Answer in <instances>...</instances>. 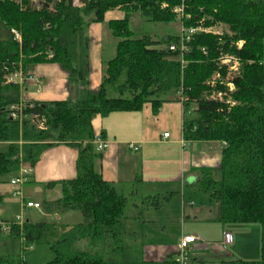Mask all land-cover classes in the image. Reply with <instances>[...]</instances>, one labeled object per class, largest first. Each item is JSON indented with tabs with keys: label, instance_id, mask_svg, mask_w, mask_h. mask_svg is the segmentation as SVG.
Wrapping results in <instances>:
<instances>
[{
	"label": "trees",
	"instance_id": "trees-1",
	"mask_svg": "<svg viewBox=\"0 0 264 264\" xmlns=\"http://www.w3.org/2000/svg\"><path fill=\"white\" fill-rule=\"evenodd\" d=\"M46 3L37 9L29 2L20 5L0 0V25L7 32V38L0 40V142L9 144V151L0 153V182L18 174L23 166L34 168L44 151L56 144L77 149L76 178L50 183L46 189L60 186L62 198L52 206L61 213L78 210L84 221L70 228L11 224L9 238L23 240L24 251L48 246L54 258L49 264H175L174 257L163 262L107 261L99 252L98 247L108 238L122 236L127 198L101 174L98 162L102 153L94 145L92 119L138 112L147 104L157 113L165 103L181 102L184 139L223 145L219 169L196 170L198 178L184 185V202L207 208L219 204L222 224L261 225V261L220 264H264V0ZM180 7L184 28H217L222 33H197L182 60L179 48L169 49L178 46L181 36L162 41L151 36L136 39L127 19L110 21L108 29L117 40L115 55L105 62L99 89L91 90L92 24H102L107 12L120 10L139 14L152 24L168 25L180 21L174 12ZM12 30L21 34V43ZM224 53L234 55L240 63L233 78L234 105L208 98V82L218 72L219 57ZM44 63L58 64L68 73L70 86L79 88L76 100L22 103L20 84L8 83L6 77ZM224 82L218 80L216 85L225 87ZM12 107H22L18 111L21 120L11 118ZM35 117L45 120V131L38 129ZM81 242L88 246L79 247ZM0 264L26 262L23 257L0 256Z\"/></svg>",
	"mask_w": 264,
	"mask_h": 264
},
{
	"label": "crops",
	"instance_id": "crops-1",
	"mask_svg": "<svg viewBox=\"0 0 264 264\" xmlns=\"http://www.w3.org/2000/svg\"><path fill=\"white\" fill-rule=\"evenodd\" d=\"M121 12L123 11L107 12L104 23L92 24L89 29L90 88L92 91L99 89L104 75V65L108 61L103 56L104 40L102 35H105L104 28L108 29L107 24L110 21L125 19ZM108 33L110 40H113L115 55L117 40L111 35L109 29ZM68 77V73L60 65L44 63L30 67L26 73L21 72V76L16 79L15 83L20 84L22 88L21 100L24 104L76 100L79 96V88L70 86ZM184 117L185 108L181 102L165 103L157 113L153 112L150 104H147L138 112H117L105 118L98 115L93 117L92 126L95 136L101 137L108 143V148L101 154L98 167L104 180L111 183L119 195L127 198L123 214V233L127 231L126 228H129L132 222H136L139 227L144 228L146 225V221L143 220L145 211L161 209L165 203L170 204L174 199H176L177 206L182 205L183 221L190 215L186 212V203L182 196L184 185L198 178L196 173L198 169H219L223 145L219 142L186 141L183 133ZM165 134L169 135L168 138L164 137ZM130 144L137 145L139 151L133 152L129 148ZM77 159V149L65 144H56L44 151L34 168L30 167L32 173L27 183L13 185L12 181L16 177L10 179V182L4 178L0 182V225L14 224L12 219L5 218L13 208L19 207V210L31 211L33 209H26L24 203L33 202L40 204V208L37 210H41L43 203L46 202L47 210L40 213L44 223L73 227L70 224L54 222V220H60L61 215L66 218L75 211L61 213L56 207H53L52 205L62 198L61 189L60 186L46 189V186L50 183L76 178ZM18 174H14V176ZM39 197L44 200L37 199ZM130 198L134 200L132 204ZM129 204L132 207L127 213ZM200 211L201 209H195L196 214H199ZM33 215L40 216L39 213H30L27 216L25 214L24 221L39 224L35 223V221H39V217ZM46 218L51 220H44ZM0 233H3L1 227ZM225 233L228 232L224 231L223 236ZM228 234L232 236L231 233ZM20 241L23 242V240ZM222 241L223 238L221 239L223 246ZM202 249L203 246L199 242L190 246L194 264H197L199 260L195 253ZM213 250L227 257L225 260L213 264L232 261L229 258L231 255L224 253L218 246ZM175 252L176 247L153 251L144 249L140 260L122 261L130 263L163 262L174 257Z\"/></svg>",
	"mask_w": 264,
	"mask_h": 264
},
{
	"label": "rangeland",
	"instance_id": "rangeland-1",
	"mask_svg": "<svg viewBox=\"0 0 264 264\" xmlns=\"http://www.w3.org/2000/svg\"><path fill=\"white\" fill-rule=\"evenodd\" d=\"M17 3L21 5L20 2ZM80 4L81 3H79V7H82L83 4ZM30 5L35 6L37 9H41L42 7L47 6V3L46 0H39L36 4L32 2V4L30 3ZM121 13L124 15V18L129 21L130 29L133 31L134 38L136 39L142 38L144 36H151L155 40L162 41L168 36L180 37L183 29V24L181 23V21H175L168 25L152 24L147 22L145 19L141 18L139 14H134L131 12ZM104 29L105 35H102V38L104 40L103 56L105 60H110L114 56L113 40H110V34L108 33L107 27H105ZM209 29H212L213 31H218L219 33H222L223 31V29L217 28ZM16 32L21 37V34L18 31ZM6 38L7 32H5V30L0 25V40ZM230 57L235 56L224 53L220 55L219 59H226ZM218 65V72H216L213 75L212 79L208 82L209 91H211L209 92L208 98L214 99L219 93H222L224 102H233V92L228 90L227 87L217 86L215 84V81H227L229 80V76L233 78L235 76L230 73V70L228 68L229 65H224L222 64V62ZM18 73L20 74V71ZM219 73L220 76L222 75L221 79L218 78ZM8 78L13 80L12 77ZM15 81L16 80H14L13 83H15ZM45 130L46 129H44V131ZM134 146L137 147L139 151V147L137 145ZM8 151L9 145H7L5 142H0V153H6ZM13 177H16V180L19 177V174L17 176L8 175L5 177V179L10 182V179H12ZM37 199L41 201L44 200L42 197H39ZM133 201L134 200H131L130 198L131 204ZM131 204L128 205L127 213L132 207ZM169 209L171 210L169 211ZM185 209L186 212L190 215L189 217H185L183 221V213L181 212L182 205L179 204L177 206L176 199H174L170 204L165 203L164 207H162L161 209L149 210V212L147 210L144 213L145 216H143V220L146 221V225L144 228L139 227L138 223L132 222L131 226L129 228H126L127 231L122 233L121 237L117 239L108 238L104 244L98 247V250L104 257V259L107 261H138L142 258L141 255L144 249H150L151 251H153L156 249L163 250L166 247H176L177 250L178 245L180 244L183 237L187 236L188 234H194L200 239L199 243H201L203 246L202 250H199L197 253H195L197 260L199 259L197 261V264H202L201 262L213 264L221 260H225V258H227L226 256L220 255L215 250H213L216 246L221 248L224 253H229L231 255V257L229 258L232 260H243L248 262H258L262 260L261 225L222 224L218 221V217L220 214L219 204H216L211 209L199 206L194 207L190 204H186ZM195 209H201L200 213L196 214ZM45 210H47L46 202L43 203V208L41 210L33 209L31 211H24L19 210V207H15L9 212V215H7L5 218L12 219V223L19 225L23 224V222H26V220L24 221L25 214L27 216L30 213H39L40 216L33 215L39 217V221H35V223H44L45 221H43V217L40 213ZM18 217H21V219H18ZM44 220L48 221L51 219L46 218ZM150 220L152 221L149 222ZM83 221L84 217L82 213L78 210H75V212H72V214L66 218L61 215L60 220H54V222L66 223L72 226L81 224L83 223ZM9 224L11 225V223ZM224 231H227L228 233L232 234L234 238L233 244L228 246L221 245V239L223 238ZM2 232V234L0 233V255H8L9 257L15 258L23 257L24 261L27 264H48L51 260L54 259L48 246H33L24 251L21 244L22 242L20 240L10 239L8 234H6L4 231ZM84 245L88 246V243H79V247L81 248H83Z\"/></svg>",
	"mask_w": 264,
	"mask_h": 264
},
{
	"label": "built area",
	"instance_id": "built-area-1",
	"mask_svg": "<svg viewBox=\"0 0 264 264\" xmlns=\"http://www.w3.org/2000/svg\"><path fill=\"white\" fill-rule=\"evenodd\" d=\"M15 1V0H14ZM39 0H16L15 2H30L32 4V2L34 4H36ZM82 5V4H80ZM81 7V6H80ZM174 12L179 16L180 21L183 17V8H176L174 10ZM15 40L18 41L19 43H21L22 39L20 37V35L15 31L12 30ZM216 31H213L212 29H203L202 27H197V28H184L182 29L181 32V37L179 40V44L177 45H171L169 47V49L171 51H176L178 48L181 50V55H180V59L183 60V56L184 53L188 51V44L190 43V41L192 40V38L197 34V33H213ZM242 43L239 44V47H241ZM182 65H184V61H181ZM222 64L224 65H229L228 68L230 70V73L235 76L240 69V63L239 61L234 58V57H230V58H226V59H221ZM21 74V71H20ZM18 72L14 73V74H10L9 76H7V82L8 83H13L14 80H16L19 76H21ZM8 77H12V79L8 78ZM15 78V79H14ZM218 78L221 79V76L218 74ZM225 87L228 88V90H230L231 92H234L235 90V85L233 83V77L229 76V80L225 81ZM214 84V83H213ZM216 84V81H215ZM181 97V94H179ZM181 100L184 101L183 97L180 98ZM213 100H217V101H223V94L219 93L217 95V97H215ZM227 103H231V105H234L233 102H227ZM12 110H14L11 114V118L12 119H19L21 120L23 116H21V113H18V111L20 112L22 110V107H12ZM36 119L34 120V122L38 125V128L40 130H44L46 129V124H45V120L44 119H40L39 117H35ZM168 134H165L164 137L168 138ZM94 145L96 146V150L99 153H103L107 148H108V144L99 136L95 137V141H94ZM130 149L132 151H138V148L135 147L134 145H130ZM32 173V169L30 167L27 166H23L19 172V177L16 180L12 181L13 185H22L27 183L29 176ZM24 207L26 209H39L40 208V204L38 203H33V202H25L24 203ZM18 219H21V217H18ZM1 230L4 231L6 234L10 233V225H0ZM200 241V239L198 237H196L195 235H187L185 237L182 238L180 244L178 245V248L174 254V260H175V264H194V260L191 256V252H190V246L193 244H196ZM233 242V238L230 234L225 233L223 236V246H228L231 245Z\"/></svg>",
	"mask_w": 264,
	"mask_h": 264
}]
</instances>
